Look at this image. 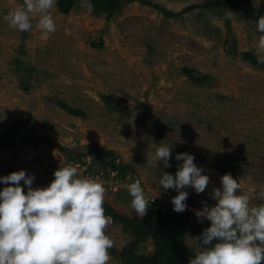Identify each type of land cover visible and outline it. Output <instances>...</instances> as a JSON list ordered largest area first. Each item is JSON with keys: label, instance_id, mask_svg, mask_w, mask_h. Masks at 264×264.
Listing matches in <instances>:
<instances>
[{"label": "rangeland", "instance_id": "1", "mask_svg": "<svg viewBox=\"0 0 264 264\" xmlns=\"http://www.w3.org/2000/svg\"><path fill=\"white\" fill-rule=\"evenodd\" d=\"M146 1L177 15L134 0H90L91 11L84 0H57L56 31L41 40L38 14L31 31H17L3 15L23 0H0V124L12 129L0 146V176L25 169L33 188L45 187L56 168L94 160L113 220L109 264H188V236L210 225L194 210L215 203L223 174L252 204L264 203V63L242 57L264 55L256 29L263 0ZM160 143L171 145L168 168L154 159ZM179 152L193 154L210 182L201 193L187 189L189 215L177 216L176 232L141 237L130 220L155 222L165 210L149 206L140 217L127 187L110 188L107 171L137 175L146 194L172 208L176 192L158 177L162 168L175 173Z\"/></svg>", "mask_w": 264, "mask_h": 264}, {"label": "clouds", "instance_id": "2", "mask_svg": "<svg viewBox=\"0 0 264 264\" xmlns=\"http://www.w3.org/2000/svg\"><path fill=\"white\" fill-rule=\"evenodd\" d=\"M56 4L57 0H23L3 19L17 31H31L38 14L35 27L40 39L47 40L56 31ZM83 6L92 9L90 0ZM256 29L257 48L264 52V16L258 17ZM257 60L264 63V55ZM171 155V145L160 143L154 159L168 168ZM175 159L182 161L175 173L162 168L158 183L165 191L175 190L173 210L183 212L188 208L187 189L204 192L210 177L194 163L193 154L179 152ZM53 176L47 186L36 188L31 186L34 175L25 169L0 176L6 185L0 188V264H109L114 242L106 229L113 220L105 214L104 181L80 174L71 163L56 168ZM220 181L210 194L215 203L202 202L194 210L199 222L207 219L210 225L200 235L188 236L195 248L188 264H264V203L252 204L231 173ZM126 187L131 207L143 217L155 197L148 200L140 179Z\"/></svg>", "mask_w": 264, "mask_h": 264}, {"label": "trees", "instance_id": "3", "mask_svg": "<svg viewBox=\"0 0 264 264\" xmlns=\"http://www.w3.org/2000/svg\"><path fill=\"white\" fill-rule=\"evenodd\" d=\"M137 1L141 4H145V5H150L152 7H154L157 10H160L165 16L167 17H174L177 14L172 13L167 11L166 9L162 8L161 6H159L158 4L152 3L150 1H146V0H134ZM214 3V2H213ZM65 5V4H64ZM69 7L70 4L65 6V11L68 12L69 11ZM194 7V6H193ZM193 7H188L186 8L187 10L192 9ZM260 16H264V0L260 3L259 5V9H258V13H257V17L256 19H258V17ZM242 57L243 59H245L246 61H249L253 66H257L259 65V62L257 60L256 55L250 53V52H244L242 53ZM12 131V129L10 127H5L2 126L0 124V136H2V138H0V146L2 145H6L8 146V144H10V139L9 138V132ZM187 210L183 211V212H176L173 210L172 208H167L165 209L164 212H159L158 211V220L153 222L150 218H146V219H141V220H137L135 218L131 219L130 222H132V227L136 228V233H138L141 237L145 234L147 235H153V234H172L174 232H176L178 230L177 226H174V221L176 220L177 216L179 214H181L184 217H187L189 215V213ZM129 222V220H127ZM135 247V246H133ZM137 247H135L134 249H136ZM128 251L125 249L122 250L123 255H127ZM153 264V263H151Z\"/></svg>", "mask_w": 264, "mask_h": 264}, {"label": "built area", "instance_id": "4", "mask_svg": "<svg viewBox=\"0 0 264 264\" xmlns=\"http://www.w3.org/2000/svg\"><path fill=\"white\" fill-rule=\"evenodd\" d=\"M89 158V157H87ZM94 160H87L86 158H83L79 163H71L75 166L78 167V171L80 174L84 175V176H88L90 175V177H94V178H98V179H102L101 176H99V172L103 173V170H97V174H94L92 171L94 170ZM85 166H86V170H85ZM108 172V179L105 181H108V184L110 186L111 189L116 190L117 188L121 189V188H126V185L130 182H132L135 179H140L137 175H130L128 174H120L118 172L117 169L115 168H111L110 170L107 171ZM142 184V183H141ZM143 186V185H142ZM146 190V189H145ZM146 193V192H145ZM147 198L149 201H151L155 194L149 192L146 194ZM162 198L158 197L156 195V197L153 199V201L150 203V207L152 209H157L160 211H164L166 209V206L162 205L161 203Z\"/></svg>", "mask_w": 264, "mask_h": 264}]
</instances>
